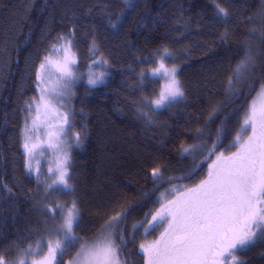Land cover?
<instances>
[{"label": "trees", "instance_id": "obj_1", "mask_svg": "<svg viewBox=\"0 0 264 264\" xmlns=\"http://www.w3.org/2000/svg\"><path fill=\"white\" fill-rule=\"evenodd\" d=\"M218 2L229 11L226 20L216 16L212 0H0V252L13 258L16 244L34 246L38 239L34 230L42 229L48 220L44 205L76 199L81 209L76 232L87 240L99 233L109 216L128 207L116 232L125 233L123 255L128 264H143L138 246L152 240L159 227L148 235L141 227L135 239L129 240L132 225L149 209L154 212L159 207L153 200L170 187L168 177L181 176L203 159L199 153L182 156L181 145L207 140L210 147L225 116L238 104L246 106L256 95L253 90L233 100L227 89L228 77L246 42H251L257 56L253 74H264V40L259 31L254 35L247 31L262 28L261 0ZM225 29L228 39L222 41ZM69 32L74 33L78 72L85 75L88 62L98 56L107 59L111 67L106 69L109 75L102 84L89 86L83 75L72 85L70 120L75 134L81 133V143L72 148L70 166L75 191L45 194L44 184H38L24 167L22 131L26 119L30 120L26 102L39 94L35 70L42 58L52 44L59 43L60 34ZM93 44L94 53L89 51ZM162 46L172 52L173 58L167 62L178 67L185 95L150 113L149 123L138 109L148 111L142 108L140 98L152 97L154 85L147 82L141 89L137 73L154 66L142 61ZM259 84L256 81L257 89ZM155 87L159 88V82ZM233 88L249 93L247 83ZM217 106L221 111L209 121V113ZM243 115L241 109L228 121V133L217 153L234 148L227 145ZM197 129H203V135H198ZM210 161L192 180L173 183L198 184ZM155 167L163 168L158 181L151 177ZM42 177L44 173L41 181ZM81 243L84 240L64 257L65 262L76 255ZM236 255L244 264H264V238H257Z\"/></svg>", "mask_w": 264, "mask_h": 264}, {"label": "snow or ice", "instance_id": "obj_2", "mask_svg": "<svg viewBox=\"0 0 264 264\" xmlns=\"http://www.w3.org/2000/svg\"><path fill=\"white\" fill-rule=\"evenodd\" d=\"M212 3L216 16L226 20L229 11L222 7L218 0H212ZM261 5L262 28L253 27L247 31L250 35L259 31L260 39L264 40V0H261ZM254 18L255 16L248 19ZM228 34V29H225L221 33V40H227ZM57 40L59 43L50 46L49 54L42 58L35 70L39 97H33L30 103L26 102L31 123L26 119L22 131L24 167L28 173L35 175L38 184L41 183L42 174V163L38 157L45 156L44 145L60 152L54 167L50 163L47 169L51 182H44L45 194L51 191H59L62 194L75 191L70 182L72 140L67 137L64 128L65 125L71 127L70 114L60 112L54 105V99L62 96L77 80L82 79L84 74L77 71L74 33L60 34ZM94 50L95 44L89 51L94 53ZM53 53L56 54V59H53ZM172 58L168 47H159L153 51L151 57H145L142 61L154 66L142 68L137 73L141 89L147 87V82L154 85L152 97L142 95L140 98L142 108H147L148 111L138 109L149 123L150 113L169 107L184 98L183 86L178 78L179 69L175 64L169 66L167 63ZM256 60L251 42H246L243 55L227 80V89L231 91L233 100L242 95H249L253 90L256 91V96L252 97L246 106L236 105L232 112L225 116L216 129L215 139L210 147L207 140L192 145H181L182 156H194L199 153L203 159L181 176L168 177L166 182L170 187L165 188L153 200L154 204L159 203V207L154 212L149 209L140 221L132 225L133 232L128 233L129 240L135 239V232L141 227L144 228V235H148L160 225H165L155 240L139 244V253L144 257L143 264H244L236 252L251 246L257 238H264V74H253L257 68ZM97 63L103 64L106 69L111 67L110 62L102 56L91 61L87 72L89 86L104 83L109 75L107 71L93 73L91 69ZM52 72L56 73L57 84L63 90L60 93L48 86L47 77ZM160 81L162 83L157 89L155 85ZM256 81H260L258 89ZM237 83H247L249 93H244L242 88L234 89L233 85ZM33 108L35 115H32ZM241 109L244 110V115L240 120L239 129L227 145L236 147V151L229 155L224 152L217 153L216 149L223 144L228 133V121L234 115H239ZM220 111L219 106L213 108L209 113V121ZM53 118L57 124L49 125V119ZM41 128L48 129L46 139L42 140L36 136L34 142V134L40 132ZM197 134L203 135V129H197ZM208 139H212L211 136ZM74 142L77 145L81 143V133L75 134ZM205 150L207 155H204ZM209 160L212 162L208 164L207 174L198 184L188 187L184 183H173L192 180ZM52 176L55 178L52 179ZM162 176V167L151 170L154 181L160 180ZM168 196L172 198L168 199ZM44 210L52 223L49 224L48 220H45L42 229L34 230L33 235L38 237L35 246L31 243L27 247L16 244L17 255L13 258H9L10 253L0 252V264H128L123 255L126 247L125 233L123 230L119 234L116 232L120 221L128 212V207L109 216L99 233L91 240L80 237L76 232L81 218V209L76 199L44 205ZM150 214L151 219H148ZM81 240H84V243L80 244L76 255L65 262L64 257Z\"/></svg>", "mask_w": 264, "mask_h": 264}, {"label": "rangeland", "instance_id": "obj_3", "mask_svg": "<svg viewBox=\"0 0 264 264\" xmlns=\"http://www.w3.org/2000/svg\"><path fill=\"white\" fill-rule=\"evenodd\" d=\"M75 51V50H74ZM93 54V53H92ZM53 55V59H56V54L55 53H53L52 54ZM97 58H94L93 60H96ZM92 60V61H93ZM77 61H78V59H77ZM168 63V62H167ZM78 64H79V62H78ZM78 64H77V66H78ZM90 64V62H88V65ZM169 64V63H168ZM169 66H171L170 64H169ZM89 71V68H88V66H87V69H86V71H85V81H86V83H87V72ZM91 71L93 72V73H99V72H103V71H106V67L103 65V64H100V63H97L96 65H94L93 67H92V69H91ZM78 81V80H77ZM76 81V82H77ZM75 82V83H76ZM47 83H48V86H49V88H54L55 90H56V92L57 93H60V92H62L63 90L58 86V84H57V75H56V73L55 72H52V73H50L49 75H48V77H47ZM160 83H162V81H160L159 82V86H160ZM74 85V84H73ZM71 90H72V86L70 87V89H68L66 92H64V94L62 95V96H57L55 99H54V105L57 107V108H59V111L60 112H67V113H71V107H72V105H71V98H70V93H71ZM256 96V95H255ZM39 97V94H38V96H37V98ZM63 105V106H62ZM32 115H35V109L33 108V113H32ZM30 119V118H29ZM29 123H31V120H29L28 121ZM48 124L49 125H56L57 124V121H56V119H49V121H48ZM70 125H71V127H69L68 125H65L64 126V128H65V133L67 134V137L69 138V139H71L72 140V146H71V148H70V156H71V162H72V156H73V150H72V148H74L77 144H75V142H74V136H75V132L72 130V124H71V120H70ZM48 129H46V128H41V130H40V132H38V133H36V134H34V137H33V139H34V142H35V138H36V136H39L40 137V139H46V131H47ZM53 130H55V129H53ZM83 132V131H82ZM78 133H80V132H78ZM64 138V133H62L61 134V139H63ZM55 142V141H54ZM44 150H45V156H43V157H38V159H40L41 160V163H42V173H44V177H42V183L44 184V185H42L43 187H45V181L46 182H48V183H50L51 182V180H49L48 179V176H49V174H48V172H47V169H48V167H49V165H50V163L52 164V166L54 167V162H55V160H56V158H57V156L60 154V152H59V150L58 149H49V148H47V145H44ZM236 151V147H234L233 149H231V150H228L227 152H225L224 154L225 155H229L230 153H232V152H235ZM215 159V156H213V158H212V160H214ZM212 160L210 161V163L212 162ZM55 177L54 176H52V179H54ZM194 186V185H193ZM172 198V196H170L168 199H171ZM57 218H59V214H57ZM165 227V226H164ZM164 227H163V230H164ZM147 242H151V240L150 241H147ZM35 246V245H34ZM46 250V249H45ZM16 255H14L13 257H15ZM12 258V257H11Z\"/></svg>", "mask_w": 264, "mask_h": 264}, {"label": "flooded vegetation", "instance_id": "obj_4", "mask_svg": "<svg viewBox=\"0 0 264 264\" xmlns=\"http://www.w3.org/2000/svg\"><path fill=\"white\" fill-rule=\"evenodd\" d=\"M164 226H165L164 224L160 225L159 230H158L156 236L151 241L155 240L160 235V233L163 231V227Z\"/></svg>", "mask_w": 264, "mask_h": 264}]
</instances>
